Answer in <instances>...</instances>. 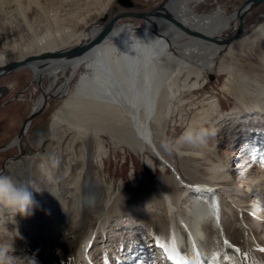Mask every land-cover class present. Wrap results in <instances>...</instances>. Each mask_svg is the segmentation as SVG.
<instances>
[{
  "label": "bare ground",
  "instance_id": "1",
  "mask_svg": "<svg viewBox=\"0 0 264 264\" xmlns=\"http://www.w3.org/2000/svg\"><path fill=\"white\" fill-rule=\"evenodd\" d=\"M110 1L105 0L97 11L105 12ZM189 1L168 0L163 13L179 22L183 28L207 37H212L229 25L232 15H222L220 8L213 13L197 14L189 7ZM57 14L53 13L46 19L41 34L33 31L28 43H15L13 46L4 44V48L0 50V68L32 55L81 45L79 42L62 46L65 44L63 43L65 36L69 34L65 32L68 31L66 30L68 26L65 25L68 21H65V16L64 19ZM74 16L71 11L67 15L69 21L75 19ZM147 19L144 26H134L128 22L116 23L115 19L105 38L98 43H92L80 55L70 58L49 57L29 60L24 66L14 70L19 71L23 67H28L33 80L41 88V94L28 113L20 132L3 147L4 149L10 146L21 148L22 137L28 133L34 116L45 107L46 100L51 96L62 99L51 122L33 131L31 144L36 148V152L22 163L24 168L19 170L13 164L0 169V174L11 175L17 182H30L33 187L41 189L37 193L36 207L40 214L38 218L42 236L37 241L33 236H29L31 241L38 243L39 264L79 262L101 264L96 258L97 249L95 250L97 241L101 240L95 237L112 215L111 199L104 198L97 185H94V190H91L85 199H80L86 181L95 180L92 174V159L98 157L94 155L96 147L99 149L103 147L100 134L106 133L114 140L127 143L134 150H148L158 155L165 164L173 167L161 152L154 134L157 133L164 138L173 97L186 85L191 75L198 79L202 76V71L211 67L222 45L206 43L205 39L175 27L165 18L154 16ZM25 22L27 23V20ZM100 29L101 27L95 26V22L94 24L92 22L88 34L80 32L76 40L81 35H84L83 40L91 39L98 35ZM121 30L125 36L134 32L144 38L146 47L135 58H129L125 54L135 55L134 52H129L123 42L124 37L115 38L116 33ZM255 34L262 35L264 39V23L258 24L250 34V39L255 38L252 36ZM210 44H215V50ZM245 44L251 54L243 67L245 72L239 75L236 73L234 76L233 92L242 89L247 94L264 95V43ZM235 71L231 69L230 73ZM60 74L63 80L57 84ZM182 74H185L184 81L181 80ZM245 74L246 76H242ZM45 77L49 79L46 87L42 84ZM74 79L76 82L71 88ZM7 90L6 87H0V99ZM259 101L264 102V98L253 101L256 110L249 114L252 116L246 117L247 120L253 118V115L254 118L262 115L261 105L264 104H259ZM217 107V103L213 102L210 104L208 114L206 108L195 112L184 133L193 129L195 123L202 124L204 121L203 129L213 136L216 131L215 121L218 119H215V115L218 114L220 118ZM238 114L239 112L235 114V119L239 118ZM203 118H206V121ZM263 123L259 124L258 131L248 132L243 146L227 152L233 156L232 160L236 157L242 160L236 183L246 186V192L241 198L228 195L229 202L226 203L230 204L232 201L235 203V199L237 202H243L244 204L236 209L242 215H264V178H261L264 177V138L258 141L260 137H264ZM237 127L236 124L235 128ZM184 133L177 141L180 156L198 155V148L196 150L194 147L197 143L189 144L182 141ZM45 137L50 139L47 145L42 147ZM241 138H243L241 133L235 136L236 140ZM223 167L224 165L220 163L208 165L206 174L212 183L198 184L184 181L174 167L173 179L178 184L177 188H181V192H173L162 181L155 180V187L161 199H141L145 205L143 207L140 202H135L138 205H135V215L139 212L141 214L152 212L156 216H165L167 221L160 223V226L156 221L153 227L147 229L148 235L151 236L145 244L149 262L154 259L156 264H171L163 250L158 247L155 238L163 237L167 242L174 233L180 251L187 253L189 257L193 256L195 243L201 252L200 260L203 264H216L212 259L213 252L220 258L218 264H264L260 247L251 241L255 239L254 237L244 236L246 251L249 252V263L246 261L243 248L225 231L226 222L222 211L225 208L231 217L232 212L228 204L221 201L222 194L220 195L219 188L225 187L218 183L228 182L227 172L233 171V166L230 164L225 169ZM23 170H29V173L24 174ZM184 193L188 194V199L183 201L181 198ZM252 195H256V206L247 203ZM214 203L218 205L216 210L213 209ZM5 210L8 211L7 209L3 211ZM117 210V213L122 211L121 207ZM18 216L19 221H22L23 217ZM0 217L5 218L3 215ZM36 217L33 211L32 215L25 217L23 224H32V221H37ZM49 219L51 230L48 228ZM123 221H126V218ZM108 225L109 223L103 227L107 228ZM110 229L104 233L115 232V227L114 230L113 227ZM50 231L54 238L49 235ZM225 240L227 244L224 243ZM104 241L107 243L103 250L108 254L113 249L114 239L109 234ZM124 248H126L124 264H139L143 251L137 247H132L133 249L128 251L127 244ZM121 256L123 258V253Z\"/></svg>",
  "mask_w": 264,
  "mask_h": 264
},
{
  "label": "rangeland",
  "instance_id": "2",
  "mask_svg": "<svg viewBox=\"0 0 264 264\" xmlns=\"http://www.w3.org/2000/svg\"><path fill=\"white\" fill-rule=\"evenodd\" d=\"M162 1L163 0H132V6L134 7L124 8L119 3H116L115 0H111L108 3L106 11L99 12L97 10H100L101 4L105 2V0H0V50L4 48V44L13 46L15 43H28L33 31L41 34L44 31L43 23H46V19L53 13H58V16L63 18L65 16L66 19L68 18L67 20L64 18L65 21H68L66 24L64 21V24L68 26L67 29L65 27V29L68 30L65 32H69V34L65 36L63 42L65 44L62 45L67 46L81 42L84 39V35H81L77 40L76 36L80 32L87 35L92 22L94 24V22L105 13L108 15L117 14L118 11L123 9H135L140 12H147L159 5ZM242 2L243 0H190L189 7L197 14L213 13L216 9L220 8L222 10L221 14L226 16L231 15L242 4ZM113 6H117L115 12H112ZM70 11L75 15V19H72V21H69V17H67V15L70 14ZM87 12L90 14H86ZM258 17L259 15L257 14L248 13L245 16V25ZM7 18L10 19L8 20ZM81 18H83V20H80ZM119 19L122 22H128L134 26L145 25L144 20L139 17L130 16L121 17ZM26 20L28 25L25 22ZM105 21L102 25L95 24V26L103 27V25L106 24ZM120 21H117L116 19V23H121ZM260 23H264V18L252 23L249 26V30L240 38L222 46L218 55L214 57L215 60H213L211 67L206 71H202V76L198 79L194 75H191L187 80L186 85L181 87L179 92L176 93L177 95L175 94L173 97V105L171 106L172 110L170 109V113L167 117L165 128L166 135L162 139L159 134H154L157 138L156 140L161 152L173 167L165 164L158 155L148 150H134L127 143L114 140L106 133L100 134L103 144L101 145L103 147L99 149L95 146L96 151L94 155H98V157L95 156L92 159V174L93 177H95V180L91 179L92 181H86V187L82 189L80 195V199H85L86 195L91 190H94V185H97L100 193L104 195V198L111 199L112 215L109 218L110 221L108 220V222L102 225L95 237V239L97 238L98 240H101L100 242L97 241L95 247V250L97 249L96 258L99 263L105 264V259H107V264H124L126 259V255L124 256L126 248L124 247L126 244L129 246L127 249L128 251L132 250V247H137L139 250L143 251L141 252L142 260H139V264L157 263L154 259H151V262L148 261L149 253L145 250V244L147 242L146 240L150 239L151 236L148 235L147 229L153 227V225L156 224V221L159 226L160 223L167 221L165 220V216H156L153 215L152 212L146 214L144 212H142V214L139 212L140 214L136 213L135 215L134 210L136 207L135 205H137L135 202H140L139 204H142L143 207L145 205L141 199H161L159 192L155 187V180L162 181L166 187L168 189L170 188L173 192H181V188H177L178 184L173 179L174 167L179 171V174L184 181L189 184H198L205 182L212 183V181L207 178L208 175L206 174V167L208 165L220 163L224 165L223 169H225L226 166L228 167L231 164L233 166V171L227 172L228 182L226 184L218 183L225 187L219 188L220 195L222 194L221 201L222 203L225 202V204H228L226 203V201L229 202L227 199L228 195H234V197L239 198L244 195L246 192V186L236 183L239 171L241 170L240 164L242 160L237 157L232 160L233 156H230L227 152L232 149H234L233 151L238 150L240 146H243L248 132L251 133L252 131H258L257 128L259 127V124L264 122V106L262 105L260 111L262 114L261 116L254 118L255 115H253V118H250V120L246 119V117L249 118L252 116L249 114L256 110L253 106V101L261 100V98H264V95L256 96L251 93L247 94L243 92L242 89L233 92V85L236 73L239 75L245 72L243 67L245 66L246 59H248L251 54L250 49L245 43H264L263 36L260 34L252 35L255 36L253 39H250L249 37ZM237 25L238 18L232 17L229 25L219 30L216 34L223 35L224 33H228L235 30ZM210 46L215 50V44H210ZM231 69L236 71L230 73ZM15 73H20L22 77H24L23 82L20 83L17 88L18 90L27 88V90H24L23 97L26 99L24 104L26 105V111L29 113L41 94V88L39 85V88H36L37 82L33 80L32 72L28 67H23L19 71H15ZM242 76H246V74ZM184 78L185 74H182L181 80L184 81ZM62 80L63 78L60 74L57 84L62 82ZM251 81L255 82V80ZM75 82L76 80L74 79L71 83V88ZM48 83L49 79L45 77L42 80L43 86L46 87ZM178 93H180V95H178ZM61 102L62 99L55 96H51L46 100L44 113L40 117H36L39 114L38 112L32 119L27 137L24 139L22 137L23 141L21 148L18 146H10L5 148L6 150L3 148L17 134L9 141L8 139L0 140V169L3 166L7 168L13 164L16 165V168L19 170L24 168L22 163L25 160L30 159L31 155L36 152V148L31 144L33 131H36L39 127L48 125L51 122L54 113L60 107ZM213 102L217 103V112H219L220 115V118L218 117V114L215 115V119L218 118L215 121V134L213 136L209 134L203 143H197L194 146L196 150L198 148V155L180 156L177 148L178 139L184 133L185 128L189 125L195 112L206 108V114H208L210 111V104ZM258 103L264 104V102L260 101ZM237 112H239V118L235 119V114ZM203 119L206 121V118ZM237 121L238 123H236ZM203 122L204 121H202L203 126L201 122L195 123L196 125H194L193 130L199 131L203 129L205 126ZM236 124L238 125L237 128H235ZM239 133H241L243 138L236 140L235 136ZM263 138L264 137H260L258 141H261ZM49 139V137L43 139L42 147L47 145ZM165 144H168L169 147L165 148ZM258 149L261 151L260 148ZM22 172H24V174L29 173V170H23ZM258 178L260 177H257V179ZM261 178L263 179L264 177ZM90 182L92 183L90 184ZM248 191L249 189L247 192ZM255 196L256 195H252L251 200L247 203H253L254 206L257 201ZM34 198L38 203L37 193H34ZM181 199H183V201L188 199V194L184 193ZM241 204L244 203L237 202L236 199L235 203L232 201L228 204V208L232 212V217L228 215L225 208L222 212L226 222V233L236 244H239L243 248L244 254L248 253L249 255V252L246 251L247 246L244 243V236L246 235L254 237L255 239L251 241L255 244L257 243L260 248H264V215H242L236 210L237 208H240ZM51 206L53 207V205ZM120 207L122 211L117 213V209ZM3 210L0 209V215L5 216V218L0 217V243H10L13 239V255L18 257H32L35 259L36 264H39L40 257L37 252L39 249L38 243L29 239V236H33L34 240L37 241V239L39 240L42 236L39 223L40 214L39 211H37V207L33 210L35 216H37V221H32V224L27 225L23 224L25 217H23L22 221H19L20 218L18 215L13 219L10 212ZM114 210L116 211L114 212ZM256 211H258V209H256ZM254 214H256V212ZM124 218H126V221H123ZM48 221L50 223V219ZM108 223L109 225L107 228L103 227ZM236 226H238V228ZM112 227L113 230L115 227V232L113 234L111 232L104 233L110 228V230H112ZM48 228L51 230V223ZM109 234L114 239V246L107 254L103 249L107 243V241L104 240ZM49 235L54 238L52 231L49 232ZM260 240L261 242H259ZM122 253L123 258L121 256ZM261 255L264 260V252H262ZM246 261L250 263L249 256L246 257ZM78 264L82 263L79 262Z\"/></svg>",
  "mask_w": 264,
  "mask_h": 264
},
{
  "label": "water",
  "instance_id": "3",
  "mask_svg": "<svg viewBox=\"0 0 264 264\" xmlns=\"http://www.w3.org/2000/svg\"><path fill=\"white\" fill-rule=\"evenodd\" d=\"M168 0H163L159 5L156 7L152 8L151 10L147 12H139V13H132V12H126L122 14L116 15L114 18H112L110 21H108L101 29L99 30L98 35L91 39L83 40L81 41V45L74 46L69 49H64V50H58L55 52H47V53H41L38 55H32L26 58L25 60H22L20 62H13L10 63L2 68H0V75L12 72L16 70L17 68L24 66L26 62L29 60H34V59H42V58H53V57H59V58H70L75 55H80L84 50L89 48L92 43H98L101 40L105 38V36L110 32L111 27L113 23L115 22V19L118 17H129V16H134V17H139L146 21L148 20V17H154L158 16L161 18H165L168 22L172 23L175 27L177 28H182L189 34H193L194 36L198 35L197 37H200L202 39H205L207 42L206 43H218L221 44L222 46L231 43L232 41L240 38L245 32L249 30V26L254 23L259 21L260 19L264 18V14H260L258 18L254 19L253 21L246 23L245 25V16L250 12L251 9L259 5L260 3L264 2V0H243L242 4L231 14L232 17H237L238 18V25L235 28V30H232L228 33H224L223 35H213L212 37H207L205 35L199 34L196 31L191 32L189 29L183 28L179 22L174 20L172 17H170L167 13H163L166 3ZM116 3H119L122 7L124 8H132V0H115ZM117 10V6H113L112 12H115ZM107 13H105L102 17H100L95 24L97 25H102L105 19L107 18ZM84 43V44H82Z\"/></svg>",
  "mask_w": 264,
  "mask_h": 264
},
{
  "label": "clouds",
  "instance_id": "4",
  "mask_svg": "<svg viewBox=\"0 0 264 264\" xmlns=\"http://www.w3.org/2000/svg\"><path fill=\"white\" fill-rule=\"evenodd\" d=\"M124 37V43L129 52H134L135 55H128L129 58H135L140 51L146 47L143 37L130 32L128 35L123 34V30L116 33V39ZM210 133L207 130L199 131L189 129L181 138L184 143L196 144L203 143ZM169 145L165 144V148ZM39 187H33L29 183H20L13 179L11 175L0 174V208L7 209L14 219L16 215L28 217L33 214V210L37 206L34 198V193H39ZM13 239L9 242L0 243V264H36L32 257H18L13 255Z\"/></svg>",
  "mask_w": 264,
  "mask_h": 264
},
{
  "label": "flooded vegetation",
  "instance_id": "5",
  "mask_svg": "<svg viewBox=\"0 0 264 264\" xmlns=\"http://www.w3.org/2000/svg\"><path fill=\"white\" fill-rule=\"evenodd\" d=\"M126 12L137 13L140 11H137L135 9H131V10L123 9L121 11H118L117 14L108 15L105 22L107 23L112 18H114L116 15L126 13ZM250 13L257 14V15L264 14V2L260 3L259 5L251 9L249 14ZM119 18L121 17H118L117 21H120ZM23 80H24V77H22L20 73H15V71L0 75V87L8 88L7 93L0 99V140L8 139L9 141L18 132H20L23 126L24 120L27 116L28 111H26V105H24L26 99L23 97V94L25 92L24 90H27V88H24L22 90H18L17 88V86L20 83H22ZM36 88H39L38 84L36 85ZM44 111H45V108L41 112H39L38 115L36 114L37 115L36 117L38 116L40 117L44 113ZM25 137H27V134L23 137V139ZM18 153H19V150H18Z\"/></svg>",
  "mask_w": 264,
  "mask_h": 264
},
{
  "label": "snow or ice",
  "instance_id": "6",
  "mask_svg": "<svg viewBox=\"0 0 264 264\" xmlns=\"http://www.w3.org/2000/svg\"><path fill=\"white\" fill-rule=\"evenodd\" d=\"M213 209H218V205L214 203ZM155 239L158 247L163 250L165 257L171 264H203L200 260L201 252L197 249L195 243H193V256L189 257L187 253L180 251L174 233L171 234L167 242H165L163 237H156ZM224 243L227 244L228 242L225 240ZM236 251H239V249H236ZM259 251L264 252V248H260ZM247 256L248 253H245V257ZM212 259L218 264L220 258L216 252H213ZM105 264H107V259H105Z\"/></svg>",
  "mask_w": 264,
  "mask_h": 264
}]
</instances>
